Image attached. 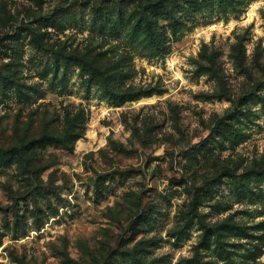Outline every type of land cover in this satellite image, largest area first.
Returning <instances> with one entry per match:
<instances>
[{
    "label": "rangeland",
    "instance_id": "obj_1",
    "mask_svg": "<svg viewBox=\"0 0 264 264\" xmlns=\"http://www.w3.org/2000/svg\"><path fill=\"white\" fill-rule=\"evenodd\" d=\"M0 264H264V0H0Z\"/></svg>",
    "mask_w": 264,
    "mask_h": 264
},
{
    "label": "trees",
    "instance_id": "obj_2",
    "mask_svg": "<svg viewBox=\"0 0 264 264\" xmlns=\"http://www.w3.org/2000/svg\"><path fill=\"white\" fill-rule=\"evenodd\" d=\"M147 29H148V30H147V31H148V35H149V37H150V39H151L152 44H153L155 47H159V46L162 47L161 42H158V34H156V33L154 32V30H153L151 27H149V26H148Z\"/></svg>",
    "mask_w": 264,
    "mask_h": 264
}]
</instances>
